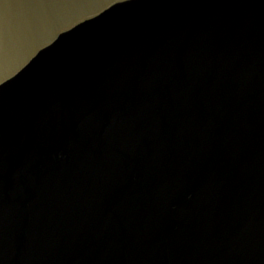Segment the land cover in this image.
<instances>
[{
  "label": "water",
  "instance_id": "obj_1",
  "mask_svg": "<svg viewBox=\"0 0 264 264\" xmlns=\"http://www.w3.org/2000/svg\"><path fill=\"white\" fill-rule=\"evenodd\" d=\"M0 264H264V0H0Z\"/></svg>",
  "mask_w": 264,
  "mask_h": 264
}]
</instances>
